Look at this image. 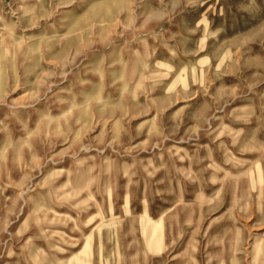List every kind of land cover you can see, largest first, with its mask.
I'll list each match as a JSON object with an SVG mask.
<instances>
[{"label":"rangeland","instance_id":"rangeland-1","mask_svg":"<svg viewBox=\"0 0 264 264\" xmlns=\"http://www.w3.org/2000/svg\"><path fill=\"white\" fill-rule=\"evenodd\" d=\"M0 264H264V0H0Z\"/></svg>","mask_w":264,"mask_h":264}]
</instances>
